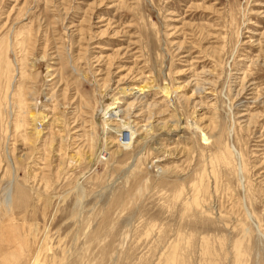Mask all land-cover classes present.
<instances>
[{
	"label": "rangeland",
	"instance_id": "374dc122",
	"mask_svg": "<svg viewBox=\"0 0 264 264\" xmlns=\"http://www.w3.org/2000/svg\"><path fill=\"white\" fill-rule=\"evenodd\" d=\"M0 264H264V0H0Z\"/></svg>",
	"mask_w": 264,
	"mask_h": 264
},
{
	"label": "bare ground",
	"instance_id": "6f19581e",
	"mask_svg": "<svg viewBox=\"0 0 264 264\" xmlns=\"http://www.w3.org/2000/svg\"><path fill=\"white\" fill-rule=\"evenodd\" d=\"M125 90V92L126 91H128V90H126V89H124ZM163 91H165L167 94L169 93V91H170V88H168V87H166ZM112 107V106H111ZM104 108V107H103ZM116 109V107H112V108H107L106 109V111H105V113H104V117H105V119L106 120H104L105 121V125H110L109 124V122L111 121V119H107V117H108V113H110L111 112V115L113 114V115H115V116H117V112H115L114 110ZM110 115V114H109ZM44 118H45V115H43V114H40V115H36L35 116V118H34V120L37 122V120L38 119H42V120H44ZM129 124L130 123H127V125L128 126H126V128H123V130H122V132H124L125 134H124V141H123V147L125 146V145H127V144H130V142L133 140V136H135L134 135V132H131L130 130H128V128L130 129V126H129ZM107 126V127H108ZM106 127V128H107ZM132 128V127H131ZM163 128V127H162ZM147 129V128H146ZM105 130V129H104ZM133 130V129H132ZM168 132V131H167ZM123 134V133H122ZM206 137V136H205ZM136 138V137H135ZM143 138V137H142ZM208 139V138H207ZM107 141V140H106ZM117 142V141H116ZM135 142V141H134ZM108 144V143H107ZM110 144H112V143H110ZM120 144V143H119ZM116 145V144H115ZM106 146V145H105ZM109 146V145H108ZM117 146H119V145H117ZM116 146V148H114L115 149V151H117V152H119V149H120V147H117ZM115 147V146H114ZM127 147V146H126ZM109 149H110V147H109ZM112 149V148H111ZM134 170V169H133Z\"/></svg>",
	"mask_w": 264,
	"mask_h": 264
}]
</instances>
